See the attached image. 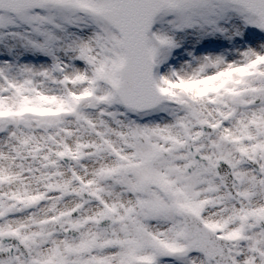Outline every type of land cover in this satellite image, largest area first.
Here are the masks:
<instances>
[{"label":"snow or ice","instance_id":"snow-or-ice-1","mask_svg":"<svg viewBox=\"0 0 264 264\" xmlns=\"http://www.w3.org/2000/svg\"><path fill=\"white\" fill-rule=\"evenodd\" d=\"M0 264H264V0H0Z\"/></svg>","mask_w":264,"mask_h":264}]
</instances>
